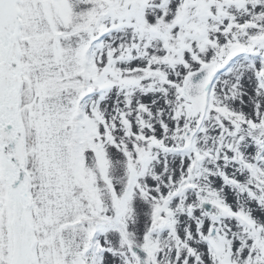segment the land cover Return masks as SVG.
<instances>
[{
  "label": "snow or ice",
  "instance_id": "obj_1",
  "mask_svg": "<svg viewBox=\"0 0 264 264\" xmlns=\"http://www.w3.org/2000/svg\"><path fill=\"white\" fill-rule=\"evenodd\" d=\"M0 264H264V0H0Z\"/></svg>",
  "mask_w": 264,
  "mask_h": 264
}]
</instances>
